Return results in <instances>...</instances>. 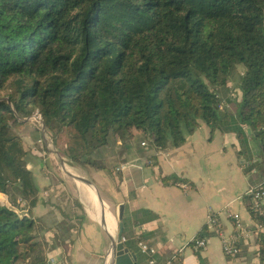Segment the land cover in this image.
Returning <instances> with one entry per match:
<instances>
[{"label": "trees", "instance_id": "trees-1", "mask_svg": "<svg viewBox=\"0 0 264 264\" xmlns=\"http://www.w3.org/2000/svg\"><path fill=\"white\" fill-rule=\"evenodd\" d=\"M240 67L242 102L226 97L221 111L216 89ZM36 112L60 156L96 169L110 139L142 132L164 150L202 122L236 135L243 155L256 140L264 157V0H0V193L30 211L39 185L19 133ZM122 237L148 264L127 218ZM0 264H49L36 223L6 205Z\"/></svg>", "mask_w": 264, "mask_h": 264}, {"label": "crops", "instance_id": "crops-1", "mask_svg": "<svg viewBox=\"0 0 264 264\" xmlns=\"http://www.w3.org/2000/svg\"><path fill=\"white\" fill-rule=\"evenodd\" d=\"M113 141L94 154L107 169L71 163L67 175L46 160L29 158L27 168L34 172L39 193L28 216L36 223L49 264H109L108 253L122 237L124 218L137 237L157 249L161 262L176 255L178 264H229L221 240L210 230L211 221L230 235L235 229L230 214L236 213L253 228L245 194L264 181V157L253 140L251 152L243 155L236 135L212 133L202 122L179 147L156 150L137 131L131 141ZM251 160L256 163L248 166ZM174 176L186 180L180 184L189 189L164 181ZM9 204L6 198L4 205ZM205 226L212 233L205 236L208 246L196 251L193 242ZM261 244L255 237L244 242L237 264H264Z\"/></svg>", "mask_w": 264, "mask_h": 264}, {"label": "built area", "instance_id": "built-area-1", "mask_svg": "<svg viewBox=\"0 0 264 264\" xmlns=\"http://www.w3.org/2000/svg\"><path fill=\"white\" fill-rule=\"evenodd\" d=\"M243 76V73L241 74ZM230 81L233 82V77H230ZM219 96V95H218ZM242 93L239 90L234 88V85H229V94L228 97L232 101H237L240 103ZM220 105L219 109L221 111H226L230 109L229 102L226 98H222L219 96ZM22 121H31L32 123L37 124V130L43 132L45 135V142L50 140V146H52L53 139L47 134L46 129L44 130V122L42 116L39 112H36L32 117L29 119H23ZM264 130V128H263ZM45 131V132H44ZM20 134V133H19ZM147 144L144 143V146ZM32 154L35 156H39L44 158L46 153H41L40 149L33 148ZM256 163V160H251L248 166H253ZM127 168L126 165L120 168V170H125ZM255 172V169L253 170ZM184 190H188L189 186L187 184H180ZM245 198L249 201V212L252 216L253 220V228L247 227L241 216L236 213H231L230 217L234 221V232L230 235L226 234L222 227L217 224L215 220L211 221L212 228H210L211 232L214 236H217L221 240L223 253L229 260V264H237V259L242 252V246L244 242L249 240L252 237H255L259 240V243H262L264 247V181L258 185L250 187L246 194ZM7 207L11 208L19 218L27 217L30 211L29 202L22 198H19L16 204H9ZM127 239L125 237H119V243L125 245ZM208 246V239L207 238H196L193 242V247L196 251H201L206 249ZM138 248L141 254L148 257V264H178L177 263V256H172L167 258L165 261H159L157 257V249L146 241H141L138 244ZM262 257V256H261ZM264 259V255L262 257ZM263 261V260H262Z\"/></svg>", "mask_w": 264, "mask_h": 264}, {"label": "rangeland", "instance_id": "rangeland-1", "mask_svg": "<svg viewBox=\"0 0 264 264\" xmlns=\"http://www.w3.org/2000/svg\"><path fill=\"white\" fill-rule=\"evenodd\" d=\"M243 72H244V70H243L242 67L236 69L235 72H233L235 77H233V74H232L233 82L229 81V84H228V85H232V83H233L234 88L236 90H239L240 92H241L240 85L238 84L236 79L240 80L241 74ZM217 93L222 98H226L228 96V94H229V88L227 90L221 88L220 90H217ZM1 96H4V97L7 96V92L1 93ZM242 97H243V95L241 96L240 103L242 102V99H243ZM235 102L239 103L237 101H235ZM229 105H230V109H228V110L232 111V105L230 103H229ZM26 122H28L27 126H26V130H21L20 134L22 136L26 137V149L28 151L29 158L35 160V162H37L39 160L41 161V159L46 160V163H47L48 166L52 167V165H53L60 172H63L65 174H67V173L71 174V172H70L71 171V169H70L71 168L70 167L71 166V162H70L71 160L61 156L63 158V160H64V163H65V167L63 168V166L61 164V159L54 153V152L57 151L55 145L53 144L52 146H50V140L47 141V144H46V142L44 140L43 132H40V131L37 130V128H38L37 124L32 123L31 121H26ZM132 139H133V137L129 138L128 140L131 141ZM110 140H111L112 143H114L113 139H110ZM253 144L256 147V150L259 152L260 147H259L258 142L256 140H253ZM33 148L40 149L41 153L45 152L46 153L45 157L41 158L39 156H35L34 154H32ZM51 154H52V157H51ZM97 162L100 163L101 161L98 160ZM72 164H74V163H72ZM4 196H0V205H4V203L6 201L7 197L6 196L4 197Z\"/></svg>", "mask_w": 264, "mask_h": 264}, {"label": "water", "instance_id": "water-1", "mask_svg": "<svg viewBox=\"0 0 264 264\" xmlns=\"http://www.w3.org/2000/svg\"><path fill=\"white\" fill-rule=\"evenodd\" d=\"M44 125V130H45ZM45 132V131H44ZM251 134V130L248 131ZM44 139L45 135L43 133ZM56 153H58L56 151ZM52 155V154H51ZM124 216V206L119 209V220L121 221ZM109 264H137V258L130 253V251L125 247L124 244L119 243V237L114 242V246L110 248L108 253Z\"/></svg>", "mask_w": 264, "mask_h": 264}, {"label": "bare ground", "instance_id": "bare-ground-1", "mask_svg": "<svg viewBox=\"0 0 264 264\" xmlns=\"http://www.w3.org/2000/svg\"><path fill=\"white\" fill-rule=\"evenodd\" d=\"M60 159H61V164H62V166H63V168L65 167V163H64V160H63V158L58 154V153H56V152H54ZM68 175H70V173H67ZM87 196V195H86ZM94 203V202H93Z\"/></svg>", "mask_w": 264, "mask_h": 264}]
</instances>
